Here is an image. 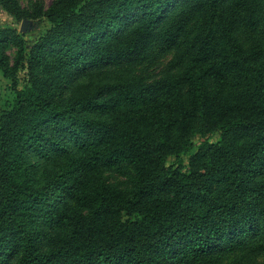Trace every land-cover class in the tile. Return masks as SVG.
<instances>
[{
    "label": "trees",
    "instance_id": "obj_1",
    "mask_svg": "<svg viewBox=\"0 0 264 264\" xmlns=\"http://www.w3.org/2000/svg\"><path fill=\"white\" fill-rule=\"evenodd\" d=\"M0 2L18 19L39 14ZM171 2L55 0L41 43L58 45V59L42 74L32 68L23 89L0 53L16 90L0 113V264H212L214 240L264 218V0H183L156 32ZM134 12L142 17L115 39ZM154 38L175 50L161 77L121 75L93 95L63 97L67 66L135 62ZM31 149L60 161L45 181L31 171ZM103 163L131 166L133 187L108 183ZM63 189L68 199L51 202ZM189 235L196 239L168 261L154 257Z\"/></svg>",
    "mask_w": 264,
    "mask_h": 264
},
{
    "label": "rangeland",
    "instance_id": "obj_2",
    "mask_svg": "<svg viewBox=\"0 0 264 264\" xmlns=\"http://www.w3.org/2000/svg\"><path fill=\"white\" fill-rule=\"evenodd\" d=\"M17 1L27 11V14L39 13L18 19L0 2V32L9 29L16 34V36L12 37L11 35L8 38H3L0 35V53L5 54V61L12 67V73L17 78L18 87L23 89L28 85L30 70L33 68L42 74L46 63L58 59L60 47L51 43H41V39L46 37L54 27V24L47 18L46 12L55 0ZM182 3L183 0H172L168 11L162 18L163 22L156 32H159L167 24L166 22L182 6ZM141 17V12H134L121 17L120 27L114 34L115 39L128 33ZM104 37H107L106 33ZM155 41L154 38L150 44L145 42L141 49L144 56L135 62H132L134 60L131 62H128L129 60L122 62L105 60L95 66L87 63L81 68H77L76 65L67 66L61 91L63 97L66 99L70 96L81 97L85 93L93 95L100 86L114 83L117 77L121 75H136L143 77L146 81L161 77L168 69L175 50L174 48L168 50L158 48L159 46L154 43ZM90 45L91 43L86 48L87 52L90 50ZM39 56L40 59L38 60L37 57L39 58ZM14 87L13 79L0 70V113L2 110L11 109L15 104L16 90ZM53 127V125H48L45 129L49 130ZM65 137H67V143L72 139L68 133H65ZM220 138L221 134L217 133L212 136L211 141L217 142ZM193 142V149L183 156L182 168L184 171L190 169V160L200 145L199 136H196ZM27 160L34 176L41 181H45V169L56 168L60 162L57 161L56 163L55 160L45 158L40 154L39 149H31ZM172 161H174V157L169 159V162ZM101 167L103 176L108 183L118 185L125 190H130L133 187L135 172L131 166L103 163ZM262 171V168L257 167L253 172V178L262 176ZM50 199L51 202L59 204L64 199H68V195L65 189L61 192L56 190ZM39 236V244L43 247L46 237L43 234H39ZM195 239L196 235L179 237L177 240L156 249L154 257L161 263L168 261ZM254 248L259 250L254 251ZM208 259L213 261L212 264H264V218L259 217L252 222L239 225L236 229L226 232L214 240L210 246Z\"/></svg>",
    "mask_w": 264,
    "mask_h": 264
}]
</instances>
